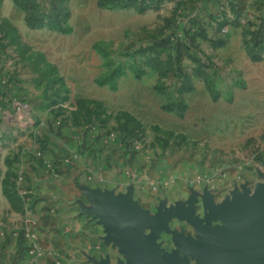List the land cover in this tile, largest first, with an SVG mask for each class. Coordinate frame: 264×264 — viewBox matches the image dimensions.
Here are the masks:
<instances>
[{"label": "rangeland", "instance_id": "obj_1", "mask_svg": "<svg viewBox=\"0 0 264 264\" xmlns=\"http://www.w3.org/2000/svg\"><path fill=\"white\" fill-rule=\"evenodd\" d=\"M20 2L0 0V7H17L11 20L3 16L7 23L0 16V55L8 58L13 71L8 73L6 85L1 82L4 91L0 94L9 106L27 104L22 113L34 109L37 117L47 116L52 141L61 144L68 160L82 149H96L95 135L100 131L127 135L129 151L122 160L130 163L138 158L136 173L155 179L153 189L165 182L170 186L169 195L175 197L184 192L177 194L173 186L195 189L199 195L194 215L202 224L208 221L202 194L218 205L231 198L232 191L250 193L264 184V62L251 61L241 40L216 45L205 39L207 35L197 33L217 17L205 19L203 13L207 12L201 7L208 3L222 7L224 3L153 0L154 7L138 12L133 6L98 7L96 0H66L70 29L63 31L48 24L31 25L30 11L48 10L52 0ZM230 2L239 6L236 0H227L223 17L234 19ZM258 17L240 11L236 26L242 32L243 25L259 23ZM176 24L189 29L193 39H187L178 28L174 33L183 44L164 42ZM229 25L235 24L217 27L226 33ZM185 42L191 47H185ZM121 68L122 89H141L139 97L130 98L129 109L143 123H128L126 132L118 121L123 110L97 99H107V91L112 90L100 81L118 83L122 75L115 78L112 73ZM142 69L144 73L136 77L134 70ZM188 78H197L206 88L209 83L213 92L188 97L180 89ZM24 79V84L17 83ZM154 82L164 83L167 92L153 91ZM173 98L187 103L183 116L160 107L163 100ZM37 117L31 123L34 127L43 122ZM210 221V229L221 225L219 220ZM186 224L184 232L197 237V229L188 221Z\"/></svg>", "mask_w": 264, "mask_h": 264}, {"label": "crops", "instance_id": "obj_2", "mask_svg": "<svg viewBox=\"0 0 264 264\" xmlns=\"http://www.w3.org/2000/svg\"><path fill=\"white\" fill-rule=\"evenodd\" d=\"M219 1L224 3V7L212 3L201 7L207 12L203 13L205 19L217 16L207 25L205 39L212 43L222 38L225 45L241 40L245 50L239 25H229L226 33L218 30L217 25L228 10L227 0ZM236 1L244 16H264V0ZM6 3L9 6V1ZM16 8L2 6L0 16L11 20V13ZM249 59L264 62V55L260 60ZM7 61V57L0 55V80L13 72ZM123 76L119 78L116 89L107 91V99H97L103 105L126 111L133 117L134 120L127 116L118 119L122 124L120 129L126 132L128 123L137 121L142 124L143 121L129 109L130 98L139 97L141 89H122ZM196 79L191 80L192 88L186 91L188 97L209 93ZM25 81L17 83L24 84ZM1 84L0 81V93L4 91ZM154 84L151 86L153 91ZM10 86H15V83ZM5 101L6 98L0 94V264H31L27 250L33 242L37 245L38 255L32 264H96L103 259L112 264H126L122 244L107 235L99 215L90 210L93 195L120 200V203L123 199L131 200L151 215H165V225L156 238L159 251L171 253L179 247L181 240L178 234L187 235L183 230L187 221L173 212L178 205L187 206L190 201L194 205L196 195H199L195 189L187 185L173 186L177 194L184 192L175 197L169 195L170 186L165 182L151 188L155 179L136 173L138 158L130 163L122 160L128 152L121 139L123 135L117 131L110 132V135L106 131L96 133V149L89 152L82 149L70 154L72 157L66 160L61 144L52 141L47 116L37 117L34 109L22 113ZM165 101L160 103V107ZM36 117L43 122L34 127L31 123ZM145 191H150V194H143ZM144 195L147 198L143 199ZM179 224L180 230L177 229ZM26 229L35 233V240L25 235ZM179 253L186 256L180 264H196L195 257L182 249Z\"/></svg>", "mask_w": 264, "mask_h": 264}, {"label": "water", "instance_id": "obj_3", "mask_svg": "<svg viewBox=\"0 0 264 264\" xmlns=\"http://www.w3.org/2000/svg\"><path fill=\"white\" fill-rule=\"evenodd\" d=\"M202 196L208 208L205 224L194 215L191 201L187 206L178 205L173 212L198 233L197 237L178 234L181 242L171 253H160L156 243L165 215H151L131 200L120 203L103 195L92 196L90 210L99 215L107 235L122 244L126 264H180L186 260L180 249L195 257L196 264H264V184L250 193L232 191L231 198L218 205ZM211 219L221 225L210 229ZM95 263L112 264L107 259Z\"/></svg>", "mask_w": 264, "mask_h": 264}, {"label": "trees", "instance_id": "obj_4", "mask_svg": "<svg viewBox=\"0 0 264 264\" xmlns=\"http://www.w3.org/2000/svg\"><path fill=\"white\" fill-rule=\"evenodd\" d=\"M18 4H21L20 0H15ZM52 6L48 10H37V9H32L30 11V21L31 25L35 24H48L51 28H56L59 30L63 31H68L70 29V26L67 23V18H68V7L66 5V0H52ZM97 5L99 7H129L133 6L136 8L138 12H145L148 8H152L155 6L153 0H96ZM23 6V5H22ZM230 8L231 10L235 13V18L230 19L228 17H223L222 20L219 21V27L222 26L223 24L226 23H233V24H240L238 20V15L240 14L241 8L235 3V2H230ZM25 7V6H24ZM187 9H192L193 7H186ZM4 22L7 23V20L2 18ZM258 20L260 21L259 23L254 22L250 23V26H244L242 27V41L244 44V47L246 49V52L248 56L252 60H260L262 59L264 55V17L260 16L258 17ZM183 33L182 35H186L189 37V29H186L185 27L181 25H174L172 27V32L170 35H167L164 38V42H169L173 43L175 45H182L183 44V39L179 38L175 35V31L179 29ZM197 33H199L202 36H206L205 31L203 29L199 30ZM187 39H193V37H189ZM163 42V41H162ZM213 44L216 45H221L224 43V40L222 38H218L212 41ZM185 47H191L190 43H184ZM115 71V70H114ZM145 70H134L135 76L140 77ZM194 71L198 72L197 74H202L199 69H194ZM124 73V70L121 68L118 71H115V73H112V77H119ZM100 83H107L112 89L117 88V83L115 84V81H113L111 84L109 80L105 81V79L101 80ZM192 82L190 79H186L180 89L183 91H188L192 88ZM207 89L211 92H213V89L211 85L208 83L207 84ZM153 88L155 91L159 93H166V86L164 83L161 82H156L153 85ZM215 95V94H214ZM187 107V103L183 99H171V100H166L161 104V108L167 111H173L175 112L178 116H183L184 110ZM123 116H127L129 119L134 120L133 117L127 113L123 112ZM122 141L125 145V148L127 152L129 151L128 145L126 141H128L127 135L122 136Z\"/></svg>", "mask_w": 264, "mask_h": 264}, {"label": "built area", "instance_id": "obj_5", "mask_svg": "<svg viewBox=\"0 0 264 264\" xmlns=\"http://www.w3.org/2000/svg\"><path fill=\"white\" fill-rule=\"evenodd\" d=\"M9 80V75H6L4 76L0 81L2 83H4V85H6V83L8 82ZM24 108H27V104L25 103H21V104H18L16 105V109L19 110V111H23ZM137 147V145H135ZM68 160V159H66ZM153 184V182H152ZM154 188H155V185H153ZM25 235L31 237V239L35 240L36 238V235L34 232L30 231V230H27L25 231ZM27 252L29 253L30 255V258H29V262L32 264L35 262V259H36V256L38 255V250H37V245L33 242L32 245L30 246V248L27 250ZM58 262V261H57ZM22 264H29L28 262H24Z\"/></svg>", "mask_w": 264, "mask_h": 264}]
</instances>
